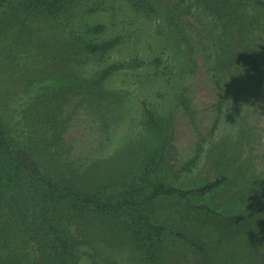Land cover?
<instances>
[{"label": "rangeland", "instance_id": "rangeland-1", "mask_svg": "<svg viewBox=\"0 0 264 264\" xmlns=\"http://www.w3.org/2000/svg\"><path fill=\"white\" fill-rule=\"evenodd\" d=\"M28 1L7 7L0 36V121L13 142L33 151L57 182L87 196L117 197L122 190L105 187L128 171L150 138L146 100L168 137L167 182L191 187L224 175L226 184L197 202L243 217L226 237L178 198L149 204L157 223L207 245L201 254L169 238L165 264H264V94L243 89L244 76L228 60L220 66L235 50L222 43V21L201 0H142L138 7L129 0H67L53 17L28 9ZM241 1L230 7L264 14L263 4ZM97 25L104 26L100 34ZM259 32L264 42V28ZM113 37L123 42L106 54L82 47L84 40ZM135 58L141 66L97 81L104 68ZM199 145L200 163L183 171ZM25 182L34 203L16 209L19 224L11 232L0 228V264H59V244L41 218L44 193ZM62 200L52 218L72 240L70 264H144L118 222Z\"/></svg>", "mask_w": 264, "mask_h": 264}, {"label": "trees", "instance_id": "trees-1", "mask_svg": "<svg viewBox=\"0 0 264 264\" xmlns=\"http://www.w3.org/2000/svg\"><path fill=\"white\" fill-rule=\"evenodd\" d=\"M13 0H0V36L4 27V17L7 7ZM136 7L141 6L142 0H129ZM206 9L216 18L222 21V43L235 50L227 53L220 66L226 64L238 67L241 72L243 89L251 90L259 88L264 94V42L259 37L264 28V14L251 15L241 11L238 7L230 6L231 0H201ZM249 4L264 5V1L250 0ZM244 2H246L244 0ZM243 1L239 3L245 7ZM235 4V5H236ZM67 5V0H29L28 9H41L49 16H56ZM242 12V13H241ZM104 31L103 25L94 27V32L100 34ZM123 42L121 37H113L101 41L84 40L82 47L89 53L106 54ZM237 44V45H236ZM229 48V50L232 49ZM138 58L130 62H117L104 68L97 81L103 82L111 75L125 69L141 66ZM145 114V132L150 136L146 148L139 150L135 161L130 162L129 169L120 179L111 181L105 187L117 188L122 193L117 197L87 196L76 188L66 183L57 182L46 173L36 155L25 146L13 142L9 130L0 121V228L1 232H11L18 223L16 209L25 208L29 203L31 193L26 187L27 181L44 193L41 206V218L43 222L55 234V240L59 244V264H70L71 238L62 237L53 221L54 210L64 198L73 199L75 204L83 205L99 216L107 217L118 222L123 232L129 236L138 247L144 264H165V255L169 238L181 240L190 248L201 254L206 253L207 245L201 236L157 223L147 211L149 204L162 198H178L183 201L188 210L201 211L210 225L215 230H220L223 236L231 237L233 232L242 224L241 213H227L213 208L206 202H197L209 194L222 188L227 181L224 175L217 176L213 180H207L196 186L184 187L168 183L164 176L167 154L168 137L164 131L163 123L148 101L142 102ZM225 101L222 99L218 105L219 122L224 115ZM203 147L198 146L195 155L184 165L183 171L191 172L198 166L202 158ZM18 227V226H17ZM4 246L9 245V240L4 241ZM3 251V248L0 247ZM4 262V261H3ZM5 263V262H4ZM9 264H12L11 261Z\"/></svg>", "mask_w": 264, "mask_h": 264}]
</instances>
